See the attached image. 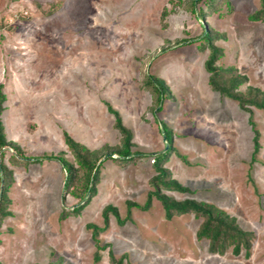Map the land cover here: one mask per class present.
Listing matches in <instances>:
<instances>
[{
	"label": "rangeland",
	"instance_id": "obj_1",
	"mask_svg": "<svg viewBox=\"0 0 264 264\" xmlns=\"http://www.w3.org/2000/svg\"><path fill=\"white\" fill-rule=\"evenodd\" d=\"M206 3L0 0V120L5 140L18 146L0 151L11 172L0 264H112L110 256L119 264H264V109L245 110L211 88L201 37L215 36V66L245 77L238 91H264V22L250 18L261 0ZM148 77L164 84L157 103ZM107 103L131 130V159L110 151L122 143ZM65 133L90 152L103 150L96 193L78 213L88 194L79 200L64 187L67 169L57 158L76 166ZM160 153L169 177L190 189L161 192L234 217L251 234L248 253L211 251L196 236L202 217L168 220L155 197L147 210L129 208L153 190ZM2 185L0 171V192ZM107 205L124 222L110 212L96 243L87 224L102 226Z\"/></svg>",
	"mask_w": 264,
	"mask_h": 264
},
{
	"label": "trees",
	"instance_id": "obj_2",
	"mask_svg": "<svg viewBox=\"0 0 264 264\" xmlns=\"http://www.w3.org/2000/svg\"><path fill=\"white\" fill-rule=\"evenodd\" d=\"M206 5L208 8H212L215 0H206ZM194 0H191L193 5ZM252 20H259L264 22V0H261V8L255 11L250 15ZM207 43L209 47V54L205 60V69L210 74L209 84L211 88L215 91H218L220 94L236 100L240 107L249 110L250 106H254L258 109H264V91H261L258 88H248L244 92L238 91V87L244 82L245 77L234 72L232 68L223 69L221 67L215 66V61L219 58L221 54V49L217 46L213 38L215 37L208 31H203L201 36ZM217 37V36H216ZM224 71L232 72L228 75H223ZM148 84H150L157 92L156 103L160 101L161 97L167 96L164 88L163 82L154 77H148ZM5 100L4 94L0 90V114L3 110V102ZM107 108L110 113L114 116V126L121 134V147L110 150L113 154H118L120 159H131L133 154L131 152L132 147V133L129 128H127L120 117V114L117 110L112 108V106L107 103ZM254 126L253 122H250ZM164 130L166 126L163 125ZM259 132L254 130V149H253V160L255 155L259 150L258 142ZM64 142L73 155V159L76 162V166L68 162L65 158L59 157L58 160H62L63 164L67 169V175L64 182V187L71 191V194L78 197L79 200H82L86 194H88L86 201L81 205L73 208V213H78L88 202L91 197L96 193V185L99 180V168L98 164L99 159L101 158V153L103 150H95L90 152L73 138H71L67 133L64 135ZM7 145H10L11 148L18 149V146L14 142H7L5 136L2 133V124L0 120V151L5 148ZM170 145V143L168 144ZM170 146L168 147V150ZM109 155V154H108ZM110 157V156H109ZM163 154H157L153 159V166L156 171L150 179V184L153 187V190L148 192L147 199L144 204L140 205L135 202H128V206L136 207L141 210H147L151 205L152 197L157 198L164 209V216L166 219L171 220L174 215H182L187 213H193L196 216L203 218L197 232L196 236L198 239L206 238L209 241V246L211 251L222 252L226 245L232 246V251L236 254L239 253L240 248L244 247L246 252L250 248V232L240 229L236 224L234 217L229 216L223 210L215 207L212 204H208L203 201H196L194 199L186 198L183 200H176L173 197L162 193L163 189L172 190L177 192H190V189L187 186L182 185L176 179L169 177V172L162 166ZM0 171L3 175V185L0 192V220L7 216L9 212L6 211L7 206V189L9 186L10 170H8L5 165L0 162ZM112 212L116 218L119 217V214L115 207L107 205L103 208V225L98 226L93 223L87 224V228L92 232V238L97 243V236L99 233L107 229L108 226V217L109 213ZM119 219V218H118ZM120 224L124 220L118 221ZM103 246H98L97 248H103ZM98 251L95 252V261L99 259ZM112 264H119V261L113 260L110 256Z\"/></svg>",
	"mask_w": 264,
	"mask_h": 264
},
{
	"label": "water",
	"instance_id": "obj_3",
	"mask_svg": "<svg viewBox=\"0 0 264 264\" xmlns=\"http://www.w3.org/2000/svg\"><path fill=\"white\" fill-rule=\"evenodd\" d=\"M161 130L163 131V128H162V126H161Z\"/></svg>",
	"mask_w": 264,
	"mask_h": 264
}]
</instances>
